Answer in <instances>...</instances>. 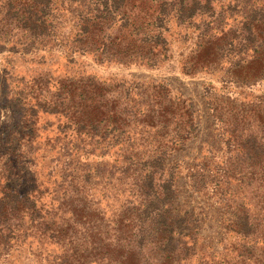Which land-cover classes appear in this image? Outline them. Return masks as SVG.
<instances>
[{"label": "rangeland", "instance_id": "1", "mask_svg": "<svg viewBox=\"0 0 264 264\" xmlns=\"http://www.w3.org/2000/svg\"><path fill=\"white\" fill-rule=\"evenodd\" d=\"M237 1L215 0L219 17L210 26L212 19L206 16L197 17L191 24H172L167 32L168 51L153 66L147 59L131 64L100 60V54L79 49L73 36L77 7L68 3L59 11L57 28L45 38H34L15 24L3 27L0 198L9 190L31 195L44 217L57 222L70 215L59 207L68 197L65 193L74 170L94 173L100 167L106 171L100 173L105 179L99 182L90 177L85 191L93 206L111 221L135 183L129 177L133 171L128 172V178L118 179L121 164L145 159L164 139L186 133L184 111L188 109L196 131L171 155L176 170V211H187L194 220L191 240L198 259H213V253L222 255L230 244H239L230 232L232 223L242 214L264 218V125L260 127L256 119L260 115L264 122V79L253 85L246 83L243 78L252 71L237 65H245L253 55L251 47L243 46L244 10L264 9V0H239V10H228ZM224 33L225 38L217 41ZM208 41L214 45L207 54L213 55L211 63L203 67L196 63L195 54H201L197 51ZM63 79L66 84L71 79L103 84L108 90L107 106L117 120L109 129L124 126L118 142L109 141V136L96 143V138L78 128L76 116L38 106L57 98ZM169 99L174 102L173 120L165 123L159 119L156 126L147 125L151 117L158 120L154 112L159 103L165 106ZM212 108L226 113L221 121L216 120ZM149 110L151 114L145 118ZM241 116L248 119L237 124L235 119ZM230 129L235 131L233 136L227 131ZM256 145L263 149L260 164L248 156ZM204 163L206 169L202 171L198 165ZM142 168H133L134 175ZM192 173L203 174L204 183L196 184L190 178ZM51 226L36 229L28 216L22 221V214L0 216V264H61L69 245L49 237ZM242 246L241 253L248 249L250 255L258 256L264 250V237L256 243L249 239L246 247ZM250 263L255 264L254 259L241 264ZM86 264L103 263L90 258Z\"/></svg>", "mask_w": 264, "mask_h": 264}, {"label": "trees", "instance_id": "2", "mask_svg": "<svg viewBox=\"0 0 264 264\" xmlns=\"http://www.w3.org/2000/svg\"><path fill=\"white\" fill-rule=\"evenodd\" d=\"M66 3L77 7L74 11L76 31L73 34L77 47L88 53L100 54V60L120 64L147 59L153 66L159 61V56L168 51L167 32H170L172 24H191L197 17L206 16L212 19L210 26L219 17L216 15L215 0H0V30L8 24H15L34 38H45L57 28L59 11ZM228 10H239V0L230 4ZM117 22L120 24L117 25ZM242 29L243 46L251 47L253 55L245 65H237L252 71L243 79L253 85L264 79V9L253 7L244 10ZM110 30L112 34L108 33ZM225 36L224 33L217 41ZM213 45L208 41L197 51L201 53L195 54L197 64L204 67L211 63L213 54L207 53L213 50ZM70 81L66 84L65 79L61 80L57 98L40 102L38 106L56 113L68 111L76 116L78 128L86 130V135H92V139L96 138V143L106 141L109 136V141L118 142L124 126L118 124L109 129L110 123L117 120L116 113L106 103L108 90L101 82L89 83L86 79ZM173 103L171 99L165 106L159 103L158 111L153 114L158 120L152 121L151 117L147 125L154 127L161 122L159 119L165 123L172 121L176 114L171 109ZM212 110L218 121L226 115L217 108ZM150 114L151 110L145 118ZM184 116L188 127L186 133L164 139L144 160L121 164L118 179L128 178V172L133 171L129 177L135 183L119 213L111 221L106 219L100 208L93 206V199H88L85 191L90 177L94 176L99 182L105 179V175L100 173L106 171L103 172L100 167L94 173L80 174L74 170L69 190L65 193L68 197L59 207L70 215L60 221L45 218L33 196L12 190L5 191L0 198V216L22 214V221L28 216L36 229L51 223L49 237H57L69 245L61 257V264H86L90 258L99 259L103 264H241L247 259H254L255 264H264V250L258 256L250 255L248 249L240 252L239 247L243 245L245 248L247 240L256 243L259 237H264V218L244 214L230 227L239 244H230L222 255L213 253V259L196 257L195 243L191 240L194 220L187 211H176V170L172 168L171 161V155L185 144L197 128L188 109L184 111ZM260 117L257 115L256 119L263 127ZM247 119L241 116L235 120L237 124H243ZM227 131L231 136L235 133L231 129ZM251 149L249 159L260 164L262 147L256 145ZM139 165L143 168L134 175L133 168ZM198 166L202 171L206 169L205 163ZM261 176L264 180V168ZM190 178L195 179L196 184L205 181L203 174L197 176L192 173Z\"/></svg>", "mask_w": 264, "mask_h": 264}]
</instances>
